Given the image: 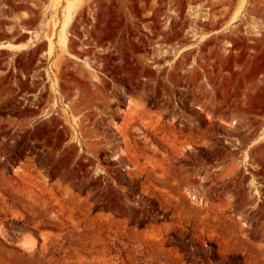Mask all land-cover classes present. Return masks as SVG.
<instances>
[{"label":"rangeland","instance_id":"obj_1","mask_svg":"<svg viewBox=\"0 0 264 264\" xmlns=\"http://www.w3.org/2000/svg\"><path fill=\"white\" fill-rule=\"evenodd\" d=\"M0 264H264V0H0Z\"/></svg>","mask_w":264,"mask_h":264},{"label":"bare ground","instance_id":"obj_2","mask_svg":"<svg viewBox=\"0 0 264 264\" xmlns=\"http://www.w3.org/2000/svg\"><path fill=\"white\" fill-rule=\"evenodd\" d=\"M8 46L11 47V48H19L20 47V45H6L4 47H8ZM191 196H193V195H191ZM22 247L25 248L28 251H32L34 249V247H35V241L33 239L29 238L22 244Z\"/></svg>","mask_w":264,"mask_h":264}]
</instances>
